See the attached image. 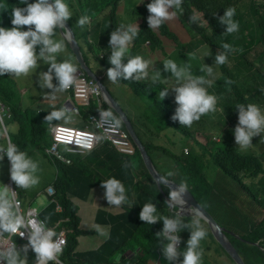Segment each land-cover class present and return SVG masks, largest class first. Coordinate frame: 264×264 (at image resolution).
<instances>
[{"label": "clouds", "instance_id": "9594fccd", "mask_svg": "<svg viewBox=\"0 0 264 264\" xmlns=\"http://www.w3.org/2000/svg\"><path fill=\"white\" fill-rule=\"evenodd\" d=\"M20 2L27 6L12 8L13 26L0 27V76L10 74L17 78L27 77L37 68L38 61H43L49 68L41 73L40 86L50 89V104L58 105L59 109L49 114L42 109L35 110L48 124V141L42 142L39 147L29 148V156L11 142L3 117L7 144L0 145V161L6 156L12 182L20 189L29 190V215L22 213L14 185L13 189L6 185L0 187V238L5 235L23 237L26 231L28 233V243L22 248L16 244L0 247V261L27 264L29 251V264H89L88 260L91 264H212L216 259L221 264H237L217 240L212 227L214 230L220 229L244 264H248L243 258L244 254L251 248L260 249L264 255V239L251 240L253 228L250 225L253 220L262 217L264 211L258 203L239 192L242 189L245 191V188L227 186L217 179L207 182L197 177L198 183L203 186L199 192H195L194 184L188 183L183 172L185 167L181 156L190 153L196 124L208 113L212 114V121L210 117L204 118L203 123L198 125L204 130L213 128L202 132L211 134L216 144L223 146L225 142L222 139L226 138V142L244 154L256 153L264 147V95L257 97L259 93L248 95L245 92L242 102L234 100L229 103L226 95H219L212 89L213 81L208 77L213 76V70L205 64L210 60L209 52L203 53L204 57L208 56L206 60L197 50L188 55L189 61L196 60L198 56L200 67L203 66L201 71L206 75L198 76L194 75L197 68L193 67L192 71L191 63L181 64L171 50L167 52L160 45L154 47L150 41H142L141 35L146 27L155 30L175 19L177 12L183 11V0H152L147 5L149 17L146 13L127 12L129 1L125 3V9L122 5L124 2L121 3L118 8L119 19L106 31L108 41L101 43L102 46L93 44L95 38L92 37V28L87 29L97 14L76 17L73 21L78 27H74V22H69L73 13L65 0ZM253 2L242 1L241 15L247 13L246 6H252ZM262 2L258 1L255 9L257 13L245 15L249 25L242 29L239 22L234 20L235 9H226L219 18V22L226 26V33H233L235 37L253 44V37L258 35L260 29L259 22L264 17ZM190 20L192 23L200 21V26L205 24L202 12L196 11ZM66 23L80 48L83 66L68 41ZM25 26L27 30H24ZM184 27L180 30L186 31ZM60 36L66 40L70 61L58 62V55L66 47L63 40L55 39ZM82 37L86 43H83ZM160 38L164 40L162 36ZM137 41L142 44L140 52L137 51ZM222 47L224 51L216 54L215 65H224L229 52H233L229 53L232 57L238 52L235 53L234 47L228 43ZM94 48L98 49L97 53ZM136 54L139 55L134 56ZM93 61L99 63L96 71L92 66ZM214 72L219 74L218 70ZM167 74L169 78L165 80L163 77H168ZM54 79L56 84H53ZM121 80V83L134 89L132 101L125 98L124 105L117 103L108 86L109 82L118 84ZM141 82L152 84L148 86ZM226 83L233 82L229 80ZM259 84L251 85L255 88ZM147 89L151 91L153 99L167 100L174 113L172 119L177 122L175 126L183 130V136L166 132L164 141L145 136L144 124L149 121L148 115L151 116L147 110L151 104L145 103L149 99L143 95ZM208 90H211L210 94ZM106 91L119 105L130 129L109 106ZM173 91L177 105L175 110L171 105ZM230 96L234 98L236 95ZM105 104L118 117L111 110L106 111ZM93 106L98 108L95 113L90 112ZM125 108H130V111L125 112ZM4 109L0 103V117ZM60 121L71 122V125H63ZM134 122H138L142 129H136ZM103 123L111 125L108 133L104 132ZM168 135L176 143L183 141L184 144L178 146L170 142ZM259 135L262 136L257 137ZM134 138L140 142L144 153ZM103 146L114 151L117 158L123 157L119 161H123L124 167L129 169L125 178L118 180L110 177L111 172L117 174V171H112L116 170L114 165L105 162L107 152L99 153ZM78 158L82 162L75 164ZM44 169L54 175V180L37 186L40 183L38 172ZM130 182L133 186H130ZM253 183L248 181L247 188ZM62 188H66L67 199L77 206L79 230L85 233L77 237V245L69 259L63 256L68 246L67 235L72 231L63 227V224L70 223V218L54 217L64 213V207L58 201V197L63 195ZM131 190L139 198L135 206L131 205ZM90 193L103 206L109 203L120 207L130 203L123 207V216L134 219L129 238L119 243L106 241L90 250L78 249L80 238H93L91 235L103 238L109 232L99 225H92L93 229L82 227V220L85 225L90 218L83 214L82 219L80 206L74 200L89 197ZM246 204L255 207V216H250L244 210ZM81 207L84 208V204ZM231 210H237V213ZM49 214H52V219ZM233 215L239 218L229 227L231 221L225 219ZM160 221H163V226ZM221 222L225 225H221ZM141 237H147L146 243ZM108 245L111 250L106 253ZM214 250L219 252L217 258H214ZM208 254L212 258L207 259Z\"/></svg>", "mask_w": 264, "mask_h": 264}, {"label": "trees", "instance_id": "16d2710c", "mask_svg": "<svg viewBox=\"0 0 264 264\" xmlns=\"http://www.w3.org/2000/svg\"><path fill=\"white\" fill-rule=\"evenodd\" d=\"M127 1L131 3L130 0H65L73 13L69 22L73 21L76 17L85 14L92 15L93 13L97 14V18L103 20L102 24H104L106 28L107 21L110 20L111 22L108 23L109 29L113 27L119 19V6L124 2L122 5H124L123 7L125 9V3ZM242 1L243 0H183V11H178L175 19L167 21L158 29L152 30L150 27H146L141 35L143 38L142 41H150L154 47L160 45V47L162 49L164 48L167 52L171 50L173 52L172 54L175 55L176 59L179 60L181 64L191 63L192 71H194V68H197L199 69L198 72H200L203 66L200 67L197 65L198 56L196 60L189 61V53L199 49L197 53L200 56L202 55V59L206 60L208 56L204 57L203 53L205 51L209 52L211 54L209 56L210 60L206 61L205 64L208 67H212L213 78H208L212 79L213 82L221 80V82L216 85L211 84L212 89L216 90V93L219 95H226L227 102L229 103L234 100L242 102L245 99L244 93L252 87V83L255 84L258 82L261 84L264 81V17H262L259 22L258 27L260 29L258 35L253 37V44L243 40L241 37H235L233 33H226V26L219 22V18L225 14V10L231 7L235 9L234 20L239 22L241 29L246 28L249 22L246 20L245 15H250L254 12L257 13L255 9L258 7L259 0H254L252 6H246L247 13L244 15L240 13ZM261 1H263L261 7L264 8V0ZM28 2L34 3L35 0H28ZM151 2L152 0H137L136 7L133 10L134 13H146L149 17L150 13L147 5ZM0 5H2L0 6V27L5 28H11L13 26L11 23L12 8L27 6L21 4L20 0H0ZM196 11L202 12L204 15L205 24L203 26H200V21L192 23L190 20V17L195 15ZM182 26H185L184 28L186 31L180 30ZM24 30H27V26H25ZM58 34L59 30L56 32V35ZM160 36H162L164 40H161ZM80 41L82 40L80 39ZM84 42L86 43V40L83 38V43ZM224 43L233 46L239 54L238 56L232 57L229 52L227 63L224 65H215V56L218 52L224 51L222 47ZM252 45L255 46L254 58L250 60L247 58V55L251 53ZM228 64L233 66L232 72ZM215 70H218L219 74L215 73ZM231 78H239L240 82L237 84L226 83L232 80ZM228 85L232 86V89L229 90ZM208 93L210 94L211 90H208ZM234 94L236 95L234 97L235 99L230 96ZM18 95L19 90L15 78L10 74L0 76V103H2L5 108L2 112L5 128L8 131L11 142L17 145L21 151L27 152L29 156V148L39 147L42 142L48 141V124L46 120L37 115L36 111L26 110L23 112V106L18 100ZM143 95L149 99L145 101V103H148V105L151 104L150 107H147L148 113H151V116L148 115L149 121L143 128L145 136L159 138L161 141L166 139V132L183 136V130L175 126L177 122L172 119L174 113L167 100L161 99L158 101L160 98L157 97L153 99V95L148 89ZM104 109L106 111L111 110L114 115L117 116L106 104ZM97 110L98 108L93 106L90 112L95 113ZM28 112L29 134H27L28 126L22 122L21 116L23 113ZM8 113H10V116L7 118L6 116ZM211 115L212 114L208 113L202 116L198 123H203V119ZM210 120L212 121V117H210ZM55 122L56 121L53 123ZM149 123L152 124V128H155V130H149L147 127ZM198 123L196 124L197 130L195 137H192L194 141L193 145L190 146V153L181 156L184 162L183 166L185 167L183 172L188 179V183H193L195 192H199L203 185L198 183L197 177L204 174L207 169L212 168L216 171L215 175L217 176V180L227 186L236 185L240 188H245V191L242 189L239 192L258 203L264 211V147L256 153L244 154L235 149L231 143L226 142V138L222 139V141L225 142L223 146H215L214 144L216 143L213 140V136L207 132H202L210 131L211 128H209V130H204ZM121 126H123L122 123ZM3 131V126L0 124V134ZM186 137L190 138L191 136ZM183 139L184 138H182V140ZM6 144L7 142L4 141L3 145L6 146ZM154 144L156 145V142ZM161 149L163 148L161 147ZM106 152L107 160H105V162L111 166L114 165L116 170L112 171H117V174L111 172L110 175H114L118 180L125 178L129 169L124 167L125 163L123 161H119L123 157L117 158L116 154L113 153L114 151H111L108 146H103L99 151V153ZM5 158L7 157L5 156ZM81 162L82 159L78 158L75 164H80ZM81 166L83 167L84 163H82ZM9 171L6 166L4 170L0 169V177H5L3 186L6 185L9 187ZM253 178V182L255 183L250 184L251 186L247 188L248 181ZM13 185L18 194V199L23 202L22 206L25 208L29 204V190L16 188L14 182ZM62 190L63 195L58 197V201L64 207V213L54 215V217L55 219L70 218V223L63 224V227L72 231V233L67 235L68 246L66 254L63 256L64 259H69L73 249L77 245V237L85 233L79 230L80 218L77 215V206L67 199L66 188H62ZM161 204L163 205L164 203ZM233 204L236 203L233 202ZM240 215L244 214L241 213ZM160 223L161 226H163V221H160ZM250 225L253 228L251 240L264 239V213L259 219L253 220ZM246 251L245 249L244 252ZM210 258H212V256L208 254L207 259ZM243 258L248 264H264V255L258 248H251L244 254ZM71 262L75 263L73 259H71ZM88 262L91 264L90 260H88Z\"/></svg>", "mask_w": 264, "mask_h": 264}, {"label": "rangeland", "instance_id": "374dc122", "mask_svg": "<svg viewBox=\"0 0 264 264\" xmlns=\"http://www.w3.org/2000/svg\"><path fill=\"white\" fill-rule=\"evenodd\" d=\"M136 7V2L133 1L131 3H128L126 8H127V12H133L134 8ZM122 9V7H121ZM83 14V13H81ZM91 16H94V14L92 13ZM126 16V15H124ZM82 17V16H80ZM79 17V18H80ZM74 22V21H73ZM103 20L101 18H97L94 17L93 18V22L92 24L87 27V29H91L92 28V37L95 38V41H94V45L96 46H102L101 43H103L104 41H108V38L107 36H105L106 34V31L108 30V23H107V28L104 27V24H102ZM87 26V25H85ZM74 27H78L77 23L74 22ZM249 38V36H247ZM56 40H63L65 45H66V40L63 38V36H60V37H56L55 38ZM137 51L140 52L142 50V44L140 41H137ZM255 45V44H254ZM252 45V51L251 53H249L247 55V58L252 60L254 58V50H255V46ZM235 49V48H234ZM95 50V53L98 52V49L97 48H94ZM199 49H197L198 51ZM235 53L237 52L236 49L234 51ZM66 53V55L64 56V54ZM230 54H233V52H230ZM238 52L237 54H234V56H238ZM139 54H136L134 56H137ZM143 57V56H142ZM202 57V55H201ZM58 62H61V61H64V60H69V54H68V51H67V45L65 47V50L63 52H61L58 57ZM145 59V58H144ZM197 65L200 66V63L199 61L197 62ZM229 65V64H228ZM92 66H93V69L96 71V68H98L99 66V63L97 61H93L92 62ZM95 66V67H94ZM49 68V65L45 64L43 61H38V66L35 70H33L32 73H30L27 77H15V82H16V85H17V88L19 90V92L21 91V95L19 94L18 95V100L19 102L21 103V105L23 104L24 108L28 109V110H37V109H42L43 111L47 112L48 114L53 111V110H58V105H55V104H50V99H49V96H50V89H46V88H42L40 86V75L42 72H46ZM229 68L230 70L233 69V66L232 65H229ZM197 71L194 73V75H206L205 73H203L201 70L200 72L199 69H196ZM234 73V72H233ZM168 75V74H167ZM165 80H168L169 78V75L168 77L167 76H164L163 77ZM213 78V77H212ZM224 79H229V78H224ZM232 82L233 83H239L240 82V79L239 78H231ZM122 80L118 83V84H113L111 82H109V89L112 93V95L117 99V103L119 105H124V99L127 98L129 99L130 101H132L133 99V95H134V89H132L129 85L125 84V83H121ZM221 80H219L218 82H213V85H216L218 83H220ZM57 81L54 79L53 80V84H56ZM141 83H145L146 85L150 86L152 83L151 82H141ZM252 86V85H251ZM228 89H232V86L228 85ZM257 93H259L257 95ZM247 94L248 95H257V97H261V95L263 96L264 95V83L262 84H259L257 85L255 88L251 87L247 90ZM172 97H173V100H172V107L173 109L175 110L177 105L175 103V92L173 91L172 92ZM22 97V98H21ZM249 98V96H248ZM50 104V105H49ZM261 104V103H260ZM48 105H49V109H48ZM136 105V104H135ZM137 108V106H136ZM125 112H129L130 111V108H125L124 109ZM22 111H26L24 109H22ZM10 116V113L7 114V118ZM22 122L28 126L27 128V134H29V112L28 113H23L22 115ZM3 117L4 116H1L0 117V124L2 125L3 124ZM138 118H139V115H138ZM61 122V121H60ZM63 125H71V122L70 123H65V122H61ZM135 128L138 129V130H141V126L138 122H134L133 123ZM144 126H146V123L144 124ZM147 127L149 128V130H155V128H152V124H148ZM213 129V128H212ZM211 129V130H212ZM262 135H259L257 137H261ZM168 139L170 142H175L176 143V140L171 136V135H168ZM5 141V133L2 132L0 134V145H3V142ZM178 146L180 145H183L184 142H178L176 143ZM215 146H220V144H214ZM47 146H49V144H47ZM117 156V155H116ZM8 158H4L2 161H0V169L4 170V167H8V171L10 169V166L8 165V162H7ZM216 171H214V169L212 168H209L205 171L204 174H202L201 176H199V179L201 180H206L207 182L211 181V180H214L216 179ZM38 175L40 176V183L37 185H43V184H49L51 183L53 180H54V175H51L47 172H45V169L44 171L40 170L38 172ZM111 178H116V177H112L110 176ZM117 179V178H116ZM102 181V179H101ZM251 181H254V178L251 180ZM5 182V177L4 176H1L0 177V187H3V184ZM11 183V177H10V171H9V185ZM37 186H35L34 188H36ZM10 187V186H9ZM16 188H18L16 185H15ZM98 188V187H96ZM15 191V189H14ZM90 196H91V193H90ZM244 210L250 214V216H255V214H257V210L255 209V207L249 205V204H246L243 206ZM24 211L25 212H29V204L24 208ZM231 212H233L234 214L237 213V210H231ZM49 218L52 219V214H49ZM216 218V217H215ZM239 217L237 215H233L231 216V218L229 219H225V220H229L231 221L230 224H229V227H231V225L233 224V221H237ZM218 219V218H216ZM221 225H225L221 222ZM228 225V224H227ZM85 226H89V220L85 223ZM87 229H93L89 226V228ZM143 242L146 243V240H147V237H141ZM139 245V243H138ZM213 253L215 254V257L214 258H217V254L219 253L217 250H214ZM182 261H180L181 263ZM29 264V263H27ZM212 264H221L219 262L218 259L212 261Z\"/></svg>", "mask_w": 264, "mask_h": 264}, {"label": "crops", "instance_id": "0c3cea01", "mask_svg": "<svg viewBox=\"0 0 264 264\" xmlns=\"http://www.w3.org/2000/svg\"><path fill=\"white\" fill-rule=\"evenodd\" d=\"M22 98V97H21ZM23 106V104H22ZM24 110H28L22 107ZM130 186H133V183L130 182ZM132 191V190H131ZM130 201L131 205H137L139 202V198L137 197L136 193L130 192ZM74 202L80 206V213L83 219L84 216L90 218L89 226L92 225H99L102 229L106 228L108 232V236L99 238L96 235H91L90 239H87L89 237H82L79 239V250H90L99 247L101 244H103L106 241L119 243L124 238L130 237V229H131V223L134 221L133 217H126L123 216L124 209L123 207L130 204L126 203L121 205L120 207L111 206L109 203H106V206H103L102 203H99L97 198H94L93 196L85 197V198H78L75 199ZM81 204H84V208L81 207ZM99 204L102 207L99 209ZM140 208L142 207L139 205ZM105 212V213H101ZM82 227L85 228V225L83 224L82 220ZM111 250L110 245L106 247V253H109ZM27 263H29V251L27 253Z\"/></svg>", "mask_w": 264, "mask_h": 264}, {"label": "water", "instance_id": "95a60500", "mask_svg": "<svg viewBox=\"0 0 264 264\" xmlns=\"http://www.w3.org/2000/svg\"><path fill=\"white\" fill-rule=\"evenodd\" d=\"M66 27H67L66 31L68 33V41H69V43L71 45V48L74 49L75 53L77 54V57H78L79 62L83 66L82 54H81L80 48L78 47L77 42L75 40V36H74V34H73L70 26L67 23H66ZM90 74H91L92 77H94V75L92 73H90ZM106 94H107L109 106L116 111V113L121 117V119L123 120V122H125L126 125H127V127L130 129L129 123L127 122V120H126L124 114L122 113L119 105L115 102V100L110 96V94L107 91H106ZM134 139L137 142V144L139 145V147L141 148L142 152L144 153V149L141 146L140 142L137 140V138H134ZM212 230H213L214 234L217 235V240L221 243V245L227 251V253L230 254L231 257L237 262V264H244V262L239 257V255L237 254V252L234 250V248L232 247V245L230 244V242L227 240V238L225 237V235H223L221 233L220 229L215 228V230H214L213 227H212Z\"/></svg>", "mask_w": 264, "mask_h": 264}, {"label": "built area", "instance_id": "2783aa9c", "mask_svg": "<svg viewBox=\"0 0 264 264\" xmlns=\"http://www.w3.org/2000/svg\"><path fill=\"white\" fill-rule=\"evenodd\" d=\"M92 120H94V118H92ZM103 127H104V132L108 133L109 130H110L111 125L106 124V123H103ZM9 186H10L11 189H13V187H12L13 186L12 180H11V183H10ZM16 199L19 202V205H20V208H21L22 213H24L25 215H29V212H25L24 211V208L22 206V203L23 202H21L18 199V196H16ZM21 231H23V230H21ZM27 243H28V233H27V231L25 232V236H23V237H21L19 235H13L11 237H8L7 235H5V237L0 238V247H3V246H11L13 244H16V246L18 248H22ZM0 264H6V262L0 261Z\"/></svg>", "mask_w": 264, "mask_h": 264}]
</instances>
